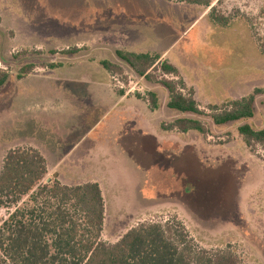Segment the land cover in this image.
Segmentation results:
<instances>
[{
  "label": "rangeland",
  "instance_id": "374dc122",
  "mask_svg": "<svg viewBox=\"0 0 264 264\" xmlns=\"http://www.w3.org/2000/svg\"><path fill=\"white\" fill-rule=\"evenodd\" d=\"M211 6L229 18L226 25L208 19ZM186 8L195 12L191 5L165 0L162 10L154 0H0L4 23L0 22V68L8 73L0 85V169L2 154L12 145L6 142L38 133L32 121L34 106L29 104L35 96H43L42 75L50 69L49 64L71 67L102 55L122 68L121 73H113L116 84L156 93L161 105L153 118V129L149 128L152 121L147 128L162 136V144L161 149H154L157 162L148 164L149 152L136 146L130 153L124 148V135L118 136L119 144L110 150L113 168H109L118 185L103 186L101 239L113 243L142 221L178 219L200 246L213 249L229 245L242 264H264V147L248 146L237 130L244 123L255 129L264 125V92L255 96L252 117L215 125L205 115L171 113L166 106V89L136 76L115 55L117 49H128V32L138 27L146 40L144 46H167L176 37L172 24L179 29L194 21L189 19L191 13L181 17ZM194 8L199 11L194 13L196 20L180 32L181 38L170 49L173 54L185 53L197 59V64H186L190 72L184 83L193 90L199 107L207 113L210 105L243 97L254 88L264 89V52L253 35L264 37V0H211L209 7ZM178 13L184 19L175 20ZM11 23L18 24L20 31L9 28ZM161 28V41H156L154 36ZM71 48L73 53H65ZM24 64L34 68L20 79L19 69ZM154 73L157 77L160 71ZM180 116L201 119L208 133L189 130L179 134L175 146V131H163L159 124ZM104 124L95 132H101ZM123 127L116 116L115 133ZM88 140L92 136L78 149ZM12 209L0 207V223Z\"/></svg>",
  "mask_w": 264,
  "mask_h": 264
},
{
  "label": "trees",
  "instance_id": "16d2710c",
  "mask_svg": "<svg viewBox=\"0 0 264 264\" xmlns=\"http://www.w3.org/2000/svg\"><path fill=\"white\" fill-rule=\"evenodd\" d=\"M168 1L211 5V0ZM208 16L222 26L229 22L227 16L215 12L214 6ZM253 35L264 52V37L255 32ZM73 52L72 48L65 50L68 54ZM115 55L136 76L161 84L168 93V108L182 114L208 116L215 125L252 117L255 96L264 92L254 88L243 97L208 106L206 113L176 68L159 60L157 54L117 49ZM100 64L111 73L122 72L119 65L109 60H101ZM56 65L59 64H49ZM33 68L32 64H24L18 77ZM156 71H160L157 77ZM7 78L8 73L0 68V85ZM136 95L145 98L150 109L158 107L155 92ZM161 128L208 133L201 119L189 116L163 122ZM237 130L248 146L264 147V125L255 129L244 123ZM45 175L44 158L33 147H14L5 152L0 169V207L13 209L0 223V264H242L241 257L229 245L213 249L200 246L178 219L139 222L115 242L107 243L101 239L104 201L99 185H64L55 179L43 182Z\"/></svg>",
  "mask_w": 264,
  "mask_h": 264
},
{
  "label": "crops",
  "instance_id": "0c3cea01",
  "mask_svg": "<svg viewBox=\"0 0 264 264\" xmlns=\"http://www.w3.org/2000/svg\"><path fill=\"white\" fill-rule=\"evenodd\" d=\"M154 1L162 10L163 0ZM156 1L160 2L157 3ZM174 3L181 6L191 5L195 12H199L194 8L198 4L182 1H174ZM195 12L192 13L188 8L183 9V16L181 17H186L191 13L189 19L190 21L193 19L195 21ZM206 15L210 20L208 14ZM174 17L175 20L184 19L180 17L179 13L178 16L175 15ZM194 21L190 24L192 25ZM0 22L4 24L1 19ZM190 24L184 23L179 29L174 28L177 24H172V30L176 31V37L167 46L159 48H156L155 45L149 47L143 45L146 40L141 38L143 31L140 27L130 29L128 32V41L130 43H128L129 47L127 50L133 52H155L154 54L159 56V60L171 63L184 81L187 71L190 72L186 68V64L189 61L197 64L198 61L185 53H183L184 56H180L179 53H171V47L178 38H181L180 32L186 31ZM8 26L15 32L17 31L16 26L18 24L11 23ZM161 34L162 28L160 34L154 36V40L161 41ZM101 60L108 59L100 55L97 60L86 61L71 67L59 64L47 70L56 71L55 75L46 74L47 71L42 75L44 76L42 78L44 82L41 84L43 96H35L32 99L33 103L29 104L34 106L32 121L36 124L38 133L32 135V138L14 139V141L6 142L12 145L3 152L1 165L2 158L7 150L14 147H33L44 158L46 175H50L47 176L46 181L55 179L64 185L96 182L103 197L105 214L103 186L118 185L117 178L114 177L109 169L113 168L110 165L112 161L111 147L115 144L118 145V138L120 135H124L125 149L128 148L130 152L131 147L135 148L137 146L144 152H149L148 164H154L159 159L156 158L154 149H161L162 136L147 128L149 121L153 122V118L156 116L161 104L159 103L156 109H150L147 100L136 95V93L143 95L144 92H140V90L133 91L122 87L123 85L116 84L113 79V73L100 64ZM199 62V64L203 63L201 60ZM30 74L28 73L27 75ZM74 94L78 96V99ZM115 110L118 111L116 114L117 119L121 124H124L121 132L117 134L113 129L116 120ZM168 110L171 113L175 111L170 108ZM103 122L105 124L102 131L96 133L97 127L102 125ZM161 123L159 124L160 127ZM154 125V122L153 126L150 122L149 128L153 129ZM161 130L164 131L162 128ZM165 131H175L176 138H174V142L171 140L175 146L179 141V134L185 135V132H179L175 129ZM148 135L155 136L156 140L151 139L152 137H148ZM90 136H92V140H88L84 148L78 149ZM33 137L36 138L34 139ZM144 161H147L146 156Z\"/></svg>",
  "mask_w": 264,
  "mask_h": 264
}]
</instances>
